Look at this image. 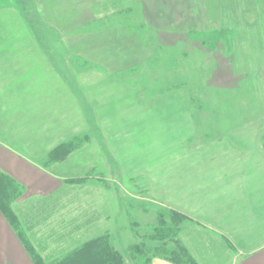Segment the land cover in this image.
<instances>
[{
	"label": "rangeland",
	"instance_id": "obj_1",
	"mask_svg": "<svg viewBox=\"0 0 264 264\" xmlns=\"http://www.w3.org/2000/svg\"><path fill=\"white\" fill-rule=\"evenodd\" d=\"M129 7L131 13L121 12ZM16 21L17 28H10ZM10 31L20 38L18 51L47 52L69 81L77 79L71 89L90 114L96 94L101 98L106 88L104 80L95 91V78L112 80L114 104L122 99L114 118L99 114L103 125H88L89 132L80 134L87 141L77 151V175L90 170L92 179L61 187V206L47 229L102 211L132 264L128 246L137 237L129 224L152 221L136 204L169 206L147 193L149 177L163 198L198 178L185 150L251 151L242 156L254 171L247 182L264 179V0H0L1 48L10 46ZM109 121L112 136L123 140L115 149L105 140L106 134L111 138ZM97 148L105 155L95 168ZM40 197L31 199L33 220L47 208ZM212 246L214 264H230L228 247L218 241Z\"/></svg>",
	"mask_w": 264,
	"mask_h": 264
},
{
	"label": "crops",
	"instance_id": "obj_2",
	"mask_svg": "<svg viewBox=\"0 0 264 264\" xmlns=\"http://www.w3.org/2000/svg\"><path fill=\"white\" fill-rule=\"evenodd\" d=\"M14 10L18 12L17 8ZM10 24V28L18 26L17 21L14 22L17 25ZM16 33L10 31V36H6L9 47H0V168L24 184L25 198L50 196L69 179L82 177L91 171L77 175L78 150L50 166L42 165L43 160L60 144L89 132L88 125L96 127L102 124L103 117L114 118L112 110L122 105V99L120 101L116 97L114 104L109 89L114 85L113 81L109 83L104 77L95 78V91L99 86L97 83L104 80L106 88L101 98L96 94L97 103L94 104L95 108L91 103L94 113L90 114L89 104L82 105L79 95L71 89V85L77 86V79L69 81L47 52L39 49L18 51L20 38ZM25 40H29L30 44L35 43L32 37ZM108 127L111 138L106 134L105 140L111 149H115L118 142H123L122 136H112L111 131L115 126L110 121ZM122 145L126 147L127 143ZM262 152L260 156L264 160V150ZM95 153L92 166L98 167L103 164L102 156L105 153L102 148H97ZM249 154L251 151L225 147L185 150L184 156L192 161L188 167L196 169L198 178L188 180L194 183L192 186L187 184L182 191H165V198L158 196L155 191L158 182L153 185L152 176L149 177L147 193L154 194L156 201L173 207L189 218L182 225V234L192 247L201 248L195 253L200 262L202 257L209 264L218 261L210 257L212 251L217 249L211 241L217 240L233 245V248H227L229 254L226 252L229 255L226 261L229 260L230 264H264V179L247 182V175L254 174V171L242 156ZM141 173V177H144L146 171ZM197 228L212 234L214 239L207 247L204 243L197 247L198 242L193 239L196 233L200 234ZM9 263L33 264L0 211V264ZM154 264L173 263L155 258Z\"/></svg>",
	"mask_w": 264,
	"mask_h": 264
},
{
	"label": "trees",
	"instance_id": "obj_3",
	"mask_svg": "<svg viewBox=\"0 0 264 264\" xmlns=\"http://www.w3.org/2000/svg\"><path fill=\"white\" fill-rule=\"evenodd\" d=\"M121 12L131 13V7ZM86 141V135L72 137L55 148L43 160L42 165L50 166L65 159ZM92 176L89 172L82 177L69 179L65 184L74 182L77 185H87ZM62 188L50 196L40 197L47 201V208L43 210V217L39 218L38 215L33 220L30 215L33 198H25L24 184L0 168V211L33 264H127L124 252L116 244L114 232L104 223L105 215L102 211L93 214L85 212L83 216L78 214L76 218L62 219L63 225L68 222L65 227L59 224L55 229L46 228L47 223L53 220L51 215L59 211L62 200L57 196ZM136 206L146 214H151L152 221L142 224L134 219L129 224L133 235L137 237V241L128 246L132 264H154L155 258L173 264H202L195 255L198 249L187 243L182 234V225L189 219L187 215L169 206L154 209L145 203ZM54 220L60 222L58 219ZM198 233L200 234L193 236L194 241L198 242V248L202 243L207 247L210 240L214 239L211 236L205 237L200 231ZM213 241L217 240H212V245ZM224 244L233 248L230 242Z\"/></svg>",
	"mask_w": 264,
	"mask_h": 264
}]
</instances>
